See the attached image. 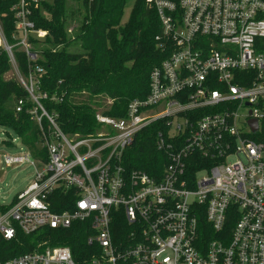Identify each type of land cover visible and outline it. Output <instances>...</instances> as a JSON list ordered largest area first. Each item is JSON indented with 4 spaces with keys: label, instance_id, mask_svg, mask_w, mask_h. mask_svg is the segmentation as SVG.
Here are the masks:
<instances>
[{
    "label": "built area",
    "instance_id": "2783aa9c",
    "mask_svg": "<svg viewBox=\"0 0 264 264\" xmlns=\"http://www.w3.org/2000/svg\"><path fill=\"white\" fill-rule=\"evenodd\" d=\"M49 1L0 0L11 4L15 25L11 43L0 21V50L48 154L46 162L27 149L4 156L7 166L32 159L42 170L0 215V241L17 230L88 223L93 251L83 264H264V0H145L160 21L157 46L169 55L151 72L145 99L121 119L98 113L100 130L84 138L64 134L43 103L64 99L42 90L46 71L31 41L47 36L33 15ZM16 52L26 56V75ZM24 106L19 100L16 111ZM159 121L162 177L128 172L124 152ZM57 190L75 191L73 209H52ZM0 264L80 263L58 246Z\"/></svg>",
    "mask_w": 264,
    "mask_h": 264
},
{
    "label": "trees",
    "instance_id": "16d2710c",
    "mask_svg": "<svg viewBox=\"0 0 264 264\" xmlns=\"http://www.w3.org/2000/svg\"><path fill=\"white\" fill-rule=\"evenodd\" d=\"M52 0L34 11L37 29L47 32L43 40L32 39L38 60L46 74L42 90L63 101L51 99L43 103L46 110L57 116L61 131L75 138L96 134L100 125L98 113L121 119L126 117L130 102L145 99L150 90V75L168 57L161 51L155 37L161 25L154 9L145 0H136L129 18L124 22L127 0ZM9 2H0V21L8 41L14 32V17ZM21 72L28 74L27 59L16 52ZM11 71L7 54L0 50V138L12 146L11 132L35 159L47 161L48 154L41 146V131L29 110L32 103L24 87L15 79H6ZM19 100L25 101L21 112L16 111ZM112 102L109 104V102ZM48 128V124L44 123ZM163 122H155L140 131L123 155V167L128 171L141 170L160 179L167 163L165 154L156 147L157 134ZM76 193L57 190L50 197L55 212L71 210ZM15 203L0 204V215ZM54 203V204H53ZM88 223H74L69 229L44 228L25 235L17 230L10 241H0V261H6L47 247L66 246L74 259L83 264L92 255L88 244Z\"/></svg>",
    "mask_w": 264,
    "mask_h": 264
},
{
    "label": "rangeland",
    "instance_id": "374dc122",
    "mask_svg": "<svg viewBox=\"0 0 264 264\" xmlns=\"http://www.w3.org/2000/svg\"><path fill=\"white\" fill-rule=\"evenodd\" d=\"M135 1L127 0L124 22L128 20ZM70 4L72 6L76 5L73 0ZM8 76L12 78L15 74L10 72ZM4 138L5 135L3 134L0 138V204L7 206L14 201L21 191L32 183L36 169L42 170V166L37 163L32 165L31 163L34 162L32 159H30V162L20 165L7 166L4 162V156L24 155L27 154V150L13 132H11L10 138L11 142H13L12 146H7L1 142Z\"/></svg>",
    "mask_w": 264,
    "mask_h": 264
}]
</instances>
